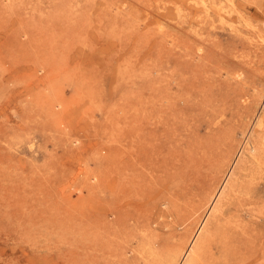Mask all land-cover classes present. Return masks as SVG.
<instances>
[{"label":"rangeland","instance_id":"374dc122","mask_svg":"<svg viewBox=\"0 0 264 264\" xmlns=\"http://www.w3.org/2000/svg\"><path fill=\"white\" fill-rule=\"evenodd\" d=\"M190 249L264 264V0H0V264Z\"/></svg>","mask_w":264,"mask_h":264},{"label":"bare ground","instance_id":"6f19581e","mask_svg":"<svg viewBox=\"0 0 264 264\" xmlns=\"http://www.w3.org/2000/svg\"><path fill=\"white\" fill-rule=\"evenodd\" d=\"M258 125L259 126H261L262 124H263V118H260L259 120H258ZM256 146L255 145H253V144H251V146L247 149V152L249 151L250 152V154H254L255 153V151H256ZM259 149V148H258ZM247 154H249V153H247ZM253 160V159H252ZM232 174V173H231ZM230 178V177H229ZM229 178L226 180V182L224 183V186L225 187H223V189H221L219 192H218V194L217 195H215V197H214V199H213V201H212V204H211V208H212V210H214L215 208V210L217 211V208H218V206L220 205V203H219V201L221 200L220 199V197H222V195L224 194V191H225V188H226V186H227V182H228V180H229ZM196 243V241H194V243H193V245ZM192 245V246H193ZM198 245V247H200L199 246V243L197 244ZM195 246H196V244H195ZM197 247V246H196ZM181 252H178V253H175V255L173 256V258H172V261H171V264H193L194 263V260H195V258H194V256H195V251L193 252L194 254H191L190 255V253H191V249H190V251L189 250H185L183 253H181Z\"/></svg>","mask_w":264,"mask_h":264}]
</instances>
